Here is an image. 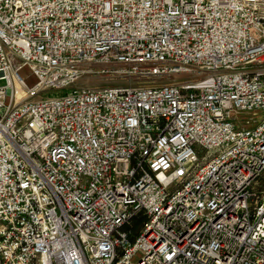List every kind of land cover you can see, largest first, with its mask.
Returning a JSON list of instances; mask_svg holds the SVG:
<instances>
[{"label":"built area","instance_id":"built-area-1","mask_svg":"<svg viewBox=\"0 0 264 264\" xmlns=\"http://www.w3.org/2000/svg\"><path fill=\"white\" fill-rule=\"evenodd\" d=\"M2 81L0 264H264V0H0Z\"/></svg>","mask_w":264,"mask_h":264},{"label":"rangeland","instance_id":"rangeland-1","mask_svg":"<svg viewBox=\"0 0 264 264\" xmlns=\"http://www.w3.org/2000/svg\"><path fill=\"white\" fill-rule=\"evenodd\" d=\"M28 75H29V70H28V69H25V70L22 72V74H21V76H22L23 78H26ZM28 84H29L30 87L33 86V85H34V80L30 81ZM2 85H4V82H3V81L0 82V86H2Z\"/></svg>","mask_w":264,"mask_h":264},{"label":"trees","instance_id":"trees-1","mask_svg":"<svg viewBox=\"0 0 264 264\" xmlns=\"http://www.w3.org/2000/svg\"><path fill=\"white\" fill-rule=\"evenodd\" d=\"M141 222H142V219L136 221L135 223H133V225L129 226L128 229H132L135 232L138 229Z\"/></svg>","mask_w":264,"mask_h":264}]
</instances>
